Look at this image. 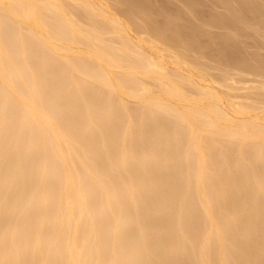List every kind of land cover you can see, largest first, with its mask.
<instances>
[{"label":"bare ground","instance_id":"1","mask_svg":"<svg viewBox=\"0 0 264 264\" xmlns=\"http://www.w3.org/2000/svg\"><path fill=\"white\" fill-rule=\"evenodd\" d=\"M263 44L264 0H0V264H264Z\"/></svg>","mask_w":264,"mask_h":264},{"label":"rangeland","instance_id":"2","mask_svg":"<svg viewBox=\"0 0 264 264\" xmlns=\"http://www.w3.org/2000/svg\"><path fill=\"white\" fill-rule=\"evenodd\" d=\"M205 8H207V6H206ZM211 31H212L214 34H217V33H219V31L221 32L222 30H221L220 28L213 27V28H211ZM218 36L220 37V35H217L216 38L213 37V39H215V40H214V43H215V44H216V42H217V39L219 38ZM201 38H203V39H201L202 42H203V40H204V42L206 41V40H205L206 37L203 36V37H201ZM222 38L224 39V37H220V38H219L220 40L218 39V40H219L218 42H220V41H222V42L224 41V43H226V42L228 43V42H229V40H228V41L226 40V42H225V40H223ZM225 39H226V38H225ZM242 39H243V38H242ZM249 39H250V38H249ZM249 39H246L245 41L249 42V41L252 40V38H251V40H249ZM248 40H249V41H248ZM253 40H255V39H253ZM215 41H216V42H215ZM242 41H243V40H242ZM222 42H221V43H222ZM230 42H231V41H230ZM230 42H229V43H230ZM232 42H234V41H232ZM227 43L224 44V45L227 46L226 50L229 51L230 49H228V48H230V46L228 47L229 43H228V45H227ZM254 43H255V42L253 41V42H250L249 44H252V45H253ZM231 44H235V45H234V47H235L237 43H230V45H231ZM252 45H251V47H252ZM226 46H225V47H226ZM232 46H233V45H231V49H232ZM253 46H254V45H253ZM263 46H264V44H263ZM263 46H262V47H263ZM210 47H211V46H210ZM212 47H214V46H212ZM251 47H249V48L251 49V50H248L249 52H253V51H255V50L258 48V47H257V48L255 47L256 49H252ZM262 47H260V49L258 48V50H256V52H258L257 54H259L260 56H261V54H262L261 57L264 59V48H262ZM207 48H208V50H209V46H208ZM249 48H247V49H249ZM253 48H254V47H253ZM261 48H262V49H261ZM233 49H234V48H233ZM233 49H232V50H233ZM210 50H211V49H210ZM252 77H253V78L255 77V78L253 79ZM257 77H258V76L253 75V76H250L249 79L252 78L253 81H254ZM252 79H251V80H252Z\"/></svg>","mask_w":264,"mask_h":264}]
</instances>
